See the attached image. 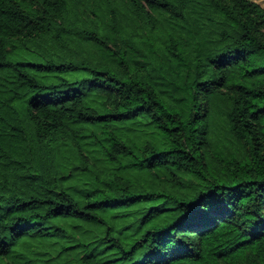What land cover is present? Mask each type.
<instances>
[{
	"label": "trees",
	"instance_id": "obj_1",
	"mask_svg": "<svg viewBox=\"0 0 264 264\" xmlns=\"http://www.w3.org/2000/svg\"><path fill=\"white\" fill-rule=\"evenodd\" d=\"M0 264H264V7L0 0Z\"/></svg>",
	"mask_w": 264,
	"mask_h": 264
},
{
	"label": "rangeland",
	"instance_id": "obj_2",
	"mask_svg": "<svg viewBox=\"0 0 264 264\" xmlns=\"http://www.w3.org/2000/svg\"><path fill=\"white\" fill-rule=\"evenodd\" d=\"M256 3H258L259 5H261L262 7H264V0H252Z\"/></svg>",
	"mask_w": 264,
	"mask_h": 264
}]
</instances>
